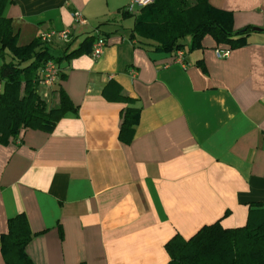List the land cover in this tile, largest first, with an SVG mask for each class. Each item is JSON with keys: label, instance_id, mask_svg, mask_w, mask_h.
<instances>
[{"label": "crops", "instance_id": "1", "mask_svg": "<svg viewBox=\"0 0 264 264\" xmlns=\"http://www.w3.org/2000/svg\"><path fill=\"white\" fill-rule=\"evenodd\" d=\"M131 1L0 0L21 47L53 30L71 31L70 51L97 33L107 40L100 58L65 61V80L39 86L49 109L63 89L75 110L51 132L0 143V264L20 214L33 264H168L176 235L218 221L244 227L264 204V0H209L246 43L232 49L208 35L182 57L133 37ZM48 45L65 55L67 45ZM129 108L138 121L122 132Z\"/></svg>", "mask_w": 264, "mask_h": 264}, {"label": "trees", "instance_id": "2", "mask_svg": "<svg viewBox=\"0 0 264 264\" xmlns=\"http://www.w3.org/2000/svg\"><path fill=\"white\" fill-rule=\"evenodd\" d=\"M2 8L0 3V81L4 84L0 95V143H8L26 129L51 132L67 112L75 110L63 89L59 90L58 104L48 108L38 92L40 74L49 61L60 66L83 53H92L96 36L86 38L72 51V43H68L61 58L55 57L51 46L40 38L21 47L12 21L3 17ZM231 18L230 13L215 8L209 0H154L136 15L132 35L142 44L165 53L186 47L190 51L201 49L208 35L215 42L236 49L246 43V30L235 32ZM60 79L65 80L66 76L61 73ZM138 116L137 109L125 110L122 132L133 129ZM32 237L25 214L9 221V232L1 240L6 264H33L26 253ZM166 249L168 264H264V204L250 211L244 227L225 229L218 221L204 226L189 239L176 235Z\"/></svg>", "mask_w": 264, "mask_h": 264}, {"label": "built area", "instance_id": "3", "mask_svg": "<svg viewBox=\"0 0 264 264\" xmlns=\"http://www.w3.org/2000/svg\"><path fill=\"white\" fill-rule=\"evenodd\" d=\"M154 3V0H132L131 3L126 8V12L130 14H135L142 8H145ZM74 20L78 26H86L88 24L87 18L79 11L74 13ZM71 31H49L41 34L40 39L46 44H64L67 45L71 42ZM95 42L92 47V56L94 58H100L103 54L105 47L107 46V40L100 34L95 35ZM229 50H219L218 55L221 58L229 56ZM180 57L183 56V50L178 51ZM62 73L61 67L55 61L47 62L40 74V85L46 88L53 87L58 81L60 74Z\"/></svg>", "mask_w": 264, "mask_h": 264}, {"label": "rangeland", "instance_id": "4", "mask_svg": "<svg viewBox=\"0 0 264 264\" xmlns=\"http://www.w3.org/2000/svg\"><path fill=\"white\" fill-rule=\"evenodd\" d=\"M191 2H193V0H190ZM132 22V24L134 23L133 21H130V23ZM56 55H58V52L56 53ZM1 60V59H0Z\"/></svg>", "mask_w": 264, "mask_h": 264}, {"label": "water", "instance_id": "5", "mask_svg": "<svg viewBox=\"0 0 264 264\" xmlns=\"http://www.w3.org/2000/svg\"><path fill=\"white\" fill-rule=\"evenodd\" d=\"M255 31H260L259 29H255Z\"/></svg>", "mask_w": 264, "mask_h": 264}]
</instances>
